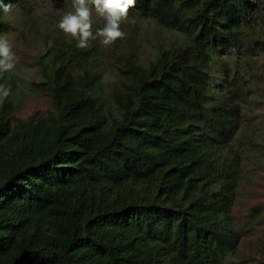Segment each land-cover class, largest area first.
<instances>
[{
    "label": "trees",
    "instance_id": "trees-1",
    "mask_svg": "<svg viewBox=\"0 0 264 264\" xmlns=\"http://www.w3.org/2000/svg\"><path fill=\"white\" fill-rule=\"evenodd\" d=\"M133 17L184 38L143 65L132 29L79 49L51 26L27 84L51 96L47 115L18 117L23 85L0 72V264H226L237 250L236 143L264 0H137ZM104 48H127L124 62L109 70Z\"/></svg>",
    "mask_w": 264,
    "mask_h": 264
},
{
    "label": "rangeland",
    "instance_id": "rangeland-1",
    "mask_svg": "<svg viewBox=\"0 0 264 264\" xmlns=\"http://www.w3.org/2000/svg\"><path fill=\"white\" fill-rule=\"evenodd\" d=\"M72 10V0H19L12 12L5 15L14 29L0 32V35L10 41L18 58L15 68L9 72L23 85L20 107L16 112L22 119H28L36 112L47 115L52 110L51 96L45 91L29 89L27 84L41 80V71L34 65L35 58L45 51V42L52 36L51 26L65 12ZM93 21L105 23L94 9ZM120 27L133 30L137 60L143 65L155 60L160 48L178 45L184 38L180 32L152 19H124ZM257 30V35L264 39V25ZM127 50L104 48L107 68L114 70L122 64ZM222 53L225 62L215 66L218 75L223 73L225 65L233 63L229 52ZM248 57L251 65L244 70L248 71V83L253 84L254 90L243 105V126L237 135L236 146L242 149L243 171L233 208L234 223L241 231L242 239L226 264H264V49L248 50Z\"/></svg>",
    "mask_w": 264,
    "mask_h": 264
},
{
    "label": "clouds",
    "instance_id": "clouds-1",
    "mask_svg": "<svg viewBox=\"0 0 264 264\" xmlns=\"http://www.w3.org/2000/svg\"><path fill=\"white\" fill-rule=\"evenodd\" d=\"M137 0H72V11L61 17L58 27L65 34L76 40V47L86 49L89 42L99 39L104 46L113 44L125 37L121 30V21L128 18L130 9L136 6ZM104 19L102 28L93 33L92 11ZM13 10V3L0 0V11L5 15ZM18 58L12 51V45L6 36L0 35V72H8L15 68ZM10 89L0 87V97L7 98Z\"/></svg>",
    "mask_w": 264,
    "mask_h": 264
}]
</instances>
